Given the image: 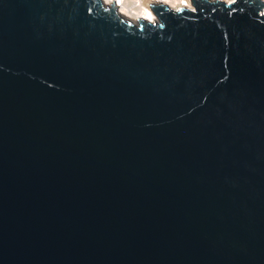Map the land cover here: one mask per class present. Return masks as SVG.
I'll use <instances>...</instances> for the list:
<instances>
[{
    "label": "water",
    "instance_id": "1",
    "mask_svg": "<svg viewBox=\"0 0 264 264\" xmlns=\"http://www.w3.org/2000/svg\"><path fill=\"white\" fill-rule=\"evenodd\" d=\"M192 2L0 0V264H264V5Z\"/></svg>",
    "mask_w": 264,
    "mask_h": 264
},
{
    "label": "clouds",
    "instance_id": "2",
    "mask_svg": "<svg viewBox=\"0 0 264 264\" xmlns=\"http://www.w3.org/2000/svg\"><path fill=\"white\" fill-rule=\"evenodd\" d=\"M106 8L116 6V12L134 22L146 21L149 25L157 21L153 13L154 5H163L173 13L179 12L183 6L181 0H103ZM188 10H191V0H188Z\"/></svg>",
    "mask_w": 264,
    "mask_h": 264
},
{
    "label": "bare ground",
    "instance_id": "3",
    "mask_svg": "<svg viewBox=\"0 0 264 264\" xmlns=\"http://www.w3.org/2000/svg\"><path fill=\"white\" fill-rule=\"evenodd\" d=\"M103 1V0H102ZM211 1H221V2H223V3H226V4H231V3H235L236 2V0H211ZM263 5H264V0H259ZM181 3H182V7L183 8H187V5H188V0H181ZM155 6V5H154ZM181 7V8H182ZM264 7V6H263ZM188 9V8H187ZM194 9H195V7H194V5H193V2H192V0H191V11H194ZM263 14H264V11H263ZM155 15V14H154ZM125 19H127V20H130V19H128V18H126V17H124ZM130 21H132V20H130ZM132 22H134V21H132Z\"/></svg>",
    "mask_w": 264,
    "mask_h": 264
}]
</instances>
